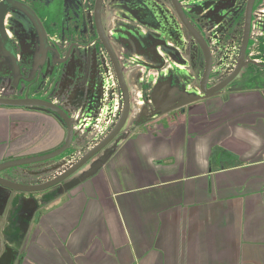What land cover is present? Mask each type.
<instances>
[{
	"label": "crops",
	"instance_id": "crops-1",
	"mask_svg": "<svg viewBox=\"0 0 264 264\" xmlns=\"http://www.w3.org/2000/svg\"><path fill=\"white\" fill-rule=\"evenodd\" d=\"M136 44L128 42L126 50L131 110L125 137L100 154L106 160L97 173L68 191L0 187V264H264L262 56L253 55L260 64L248 65L227 90L204 98L198 55L176 63L160 52L166 61L158 64ZM53 89L45 98L33 89L0 98L64 108L59 86ZM106 94L103 103L111 95L112 111L98 115L99 140L123 108L120 85ZM74 127L78 136L64 155L0 176L47 183L59 165L83 155L77 141L87 130L77 121ZM67 138L53 113L0 107V165L54 152Z\"/></svg>",
	"mask_w": 264,
	"mask_h": 264
},
{
	"label": "water",
	"instance_id": "water-1",
	"mask_svg": "<svg viewBox=\"0 0 264 264\" xmlns=\"http://www.w3.org/2000/svg\"><path fill=\"white\" fill-rule=\"evenodd\" d=\"M253 2L254 0H250L248 2V13H247L246 21H245V26H244L243 46L241 49L240 60L236 68L234 69V71L226 78L220 79L222 81L214 87H210V84H209L211 75L214 69L212 49H210L209 47L211 40L206 39V37L200 32V30H197L194 26H192L190 22L187 20L186 16L181 12V9L178 6V4L174 3L176 9L178 10L181 16L184 27L192 36L194 45L195 46L199 45L201 51H203V54L205 56V62H206L205 73H204V76L202 78V83H201V92L203 93L204 98H209V97H213L216 95H220L222 92L226 90V88L229 85H231L234 81H236L240 77L243 70L247 67L248 63H246V57H247V50H248L250 37H251L252 8L254 5ZM103 3H104V0H97L96 11H95V21H96V27H97L99 39L102 45L104 46L105 51L112 63V66L114 68V71L116 73V76H117V79L120 85V88L123 93V98H124L123 108H122V112H121V115L118 121L114 124L113 128L107 132L106 136L102 140H99L97 136L96 138H94V133L96 129H98L100 122H101V117H98V115L101 114L105 110H108V113L112 111L110 110V108L112 109V104H111L112 96L110 95L107 97L109 99L108 103L107 102L103 103L105 96H107L106 94L107 92L91 94L90 96H86L85 84H83V80H85L86 78L83 77L81 73L78 74L75 63H72V73H73L72 75H74L75 77L74 81H72L71 83L68 82L66 84L63 83L61 86L60 84L56 83V81L51 84L52 88H54L55 86L56 87L60 86L58 98L60 99L63 98V100L64 99L67 100L66 106H64V108L53 102L41 100V99H30V98L9 99V98L1 97L0 107L36 109V110L47 111L49 113L55 114L66 125L67 130H68V138L65 144L54 152L48 153L46 155L38 156V157H27V158H21V159H16L14 161H8L5 163H2L0 165V175L4 171H7V170L46 163V162L52 161L64 155L66 152L72 149L73 144H74V139L78 136V134L75 133V127H74V124L76 123V121L80 122L82 126L84 125L87 131L77 141L78 146L85 148V149L83 148L81 151L83 155L75 160H73V158L77 155H73L69 159L71 161L70 165H67V162H65L63 165H59L55 169L56 172L53 175V177H51L52 179L48 181L47 183H44L41 185H24V184L11 182L0 176V187L11 190L13 192L29 193V194L43 192L48 189L59 187V186L62 187V191L71 190L75 188L77 185H79L81 182L85 181L86 179L90 178L95 173H97V171L100 169V167L103 165V163L106 160L107 148H109L115 141L118 142L119 140L125 137V135H123L122 133L127 125L130 110H131L130 91H129V87L127 85V81L125 77L124 66H122L120 57H118L117 52L112 47V44L110 43V40L104 30V26L102 22ZM14 8L15 6L13 7L12 3L8 1L0 3V43L4 51L8 53L9 55H11L12 58L15 59L14 49L10 41V37H9L7 27H6V15L9 14L11 11H13ZM28 11H30L28 12V14L31 16L32 14L31 11L33 12V10L28 9ZM262 16H264V11L262 13ZM31 17H30V20L32 22L33 19ZM35 17L37 16L35 15ZM37 18L34 21H37L38 25L44 28L42 26L43 24L40 21V19L39 18L37 19ZM232 19L233 18H230V20L224 19V21L214 23L212 28L208 31L212 35L211 37L212 41L216 42L217 40H220V41L225 40L227 33L235 29L236 22L238 21V20L235 21ZM199 25L200 24H198V28H199ZM240 25L241 24L239 22V24H237V27ZM179 27L182 28L181 25L178 26L177 24H175L174 31L176 32L180 31ZM234 32H236V30ZM141 37L145 38V36L143 35ZM230 37H232V34L230 35ZM137 40L139 41V43L141 42V39L137 38ZM141 44L143 43L141 42L140 45ZM198 50L199 49L194 50V52L192 53H195V54L193 55L196 56V52ZM77 51L82 52L83 50H77ZM49 53L53 54L51 51ZM165 53H168L167 58L169 61H173L176 63L177 62L188 63L189 59L191 61L195 60L192 58L191 53L188 50H186V48H182V47H178L177 49L168 48V50ZM159 57L162 63L166 61L165 57H162L160 55ZM69 58H70V54L63 61L64 65H67L70 63V62H67ZM152 60L157 62L154 59ZM69 106L72 107V110L68 108ZM74 113H75V117L73 118H75L76 120L72 118V115L74 116ZM107 116L108 118L106 119V122H110L112 120L111 119L112 115L107 114ZM90 120L93 122L92 124L90 123L91 122ZM103 121L104 119L102 120V122ZM105 131H106V128L104 127L103 132ZM105 151L106 153L104 157L98 160V157L100 156V154ZM64 165L65 167L62 168ZM88 165H90L89 166L90 169L88 171L85 170L82 173H80V171L85 169ZM60 168L62 169L59 170ZM38 175L41 176L43 174L41 175L38 174ZM29 176H33V175L25 174V177H29Z\"/></svg>",
	"mask_w": 264,
	"mask_h": 264
},
{
	"label": "flooded vegetation",
	"instance_id": "flooded-vegetation-1",
	"mask_svg": "<svg viewBox=\"0 0 264 264\" xmlns=\"http://www.w3.org/2000/svg\"><path fill=\"white\" fill-rule=\"evenodd\" d=\"M249 1L250 0H104L102 5V22L104 30L114 49H118L119 42L121 44H126L128 41L129 44L137 43L136 45H138L137 38H141L143 46L140 45L138 47L143 48V51H145L144 57L149 56L151 60L154 59L158 64H161L162 61L159 57L160 52H166L168 48H186V50L191 53L193 59H195L196 56L193 55L194 53L192 52L196 49H200L199 45H194L192 36L184 27L181 16L174 3L178 4L181 12L197 30H199L198 24H200V22L205 25L207 31H209L214 23L224 21V19L230 20V18H233L232 20H238L241 25L237 27L236 23L235 29H240L243 40ZM96 4L97 0H35L32 4V17L28 14L30 11H28L27 7L21 6L20 10L26 12L27 15L33 19L32 22L36 20L37 17L42 22L44 28L40 27L37 21L33 22V27L35 28V38H38L41 42L39 49L42 48L45 53L51 51L53 54H70L74 50L94 52L97 46L88 43L90 38H94V42L105 51L99 39L96 27ZM253 4L250 37V42L252 41L253 43L250 45L249 42L246 57L247 66L260 64L257 62V57L252 59V52L253 49H256V44L260 40L261 31L264 29V16H262L264 11V0H254ZM35 15L37 17H35ZM47 22L49 26L45 28ZM175 24L182 26V28L179 27L180 31H174ZM74 35H78V37L82 39V41H78L79 44L70 43L69 38ZM142 35L145 36V38H142ZM47 37L54 40L55 45L47 46V42L44 40ZM233 37H236L235 34H233ZM238 37L240 38L239 32ZM23 42H26V40L23 38L18 39V43L22 44ZM209 47L212 49L211 45ZM19 50L20 53L29 52L25 46H21ZM263 58L264 56H262V59ZM71 73L72 64L69 70V74Z\"/></svg>",
	"mask_w": 264,
	"mask_h": 264
},
{
	"label": "rangeland",
	"instance_id": "rangeland-1",
	"mask_svg": "<svg viewBox=\"0 0 264 264\" xmlns=\"http://www.w3.org/2000/svg\"><path fill=\"white\" fill-rule=\"evenodd\" d=\"M2 1H8L12 3L13 7L15 6L14 10L6 17V27L14 49L15 59L4 51L0 43V95H4L6 93L15 94L21 90L26 93L27 91L30 92L32 89L38 91V95L36 96L39 98L46 96L45 94L54 93V89L51 84L55 81L61 86L63 83H71L75 80L74 75H72L73 73L69 74L72 63L76 64L78 74L81 73V75L86 78L83 80V84H85L86 96L102 92L110 93L114 87L119 86L116 73L107 53L102 47L98 46L94 42V38H90L88 40L90 45L97 46L95 47L94 52H80L74 50L70 53V58L67 61L70 63L64 65L63 61L69 54H51L49 52L43 53L39 49L41 42L38 38H35V28L33 27L34 25L31 22L30 17L27 13L20 10L21 6H25L32 10V4L35 0H0V3ZM236 23L239 24L238 21ZM45 28L47 27L45 26ZM48 29L50 30V28ZM199 30L206 37V39L211 40L210 45L212 46L213 64L216 66V69H213L209 82L211 86L214 81L217 82L222 78H226L234 71L240 59L243 40L240 29H234L233 31L227 33L225 40H217L216 42L212 41L211 33L207 31L201 22ZM235 30L236 32H234ZM238 32L240 38L238 37ZM231 34L232 37L228 38ZM233 34H235V38L233 37ZM21 38L26 40V42H23L22 44L18 43V39ZM69 39L71 44H79L78 41H82L78 35H74ZM44 40L47 42V46L55 45L54 40L49 39V37ZM252 43L253 42L251 41L250 45H252ZM119 45L118 49L115 48V51L117 52L118 57H120V61L122 66H124L127 76V67H125V65L127 64L126 50L128 49V42L126 44H121L119 42ZM21 46H25L29 52L20 53L19 48ZM262 48H264V29L261 31L260 40L256 44V49H253V55L263 56V54H259V50ZM196 55L199 56V61L206 66L203 51L199 49L196 52ZM140 60H146V58L142 57ZM189 61L191 60L189 59ZM104 133L105 132L97 135H103ZM106 134L107 133L103 135L102 139L106 136ZM31 166L32 165L7 171H11V173H13L14 171ZM89 166L90 165L87 167Z\"/></svg>",
	"mask_w": 264,
	"mask_h": 264
}]
</instances>
